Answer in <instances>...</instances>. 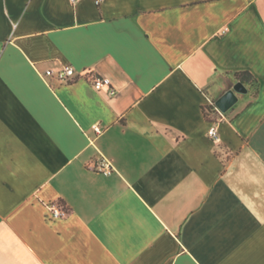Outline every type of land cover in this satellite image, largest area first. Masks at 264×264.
Returning a JSON list of instances; mask_svg holds the SVG:
<instances>
[{"label": "crops", "instance_id": "0c3cea01", "mask_svg": "<svg viewBox=\"0 0 264 264\" xmlns=\"http://www.w3.org/2000/svg\"><path fill=\"white\" fill-rule=\"evenodd\" d=\"M0 264H264V0H0Z\"/></svg>", "mask_w": 264, "mask_h": 264}, {"label": "built area", "instance_id": "2783aa9c", "mask_svg": "<svg viewBox=\"0 0 264 264\" xmlns=\"http://www.w3.org/2000/svg\"><path fill=\"white\" fill-rule=\"evenodd\" d=\"M79 1L80 0H72L73 4H77ZM104 1L105 0H94L95 4L98 6H100ZM44 75L49 78L55 77L62 82H71L83 79L89 82L91 86L99 92L106 91L110 96L116 95V88L114 87L112 80L107 76L99 74L91 67L78 70L72 64H66L56 70L49 68L45 70ZM204 111L211 121L208 135L214 142H218L220 140L218 125L226 118V114L216 105V101L212 98H208V101L204 105ZM93 129L96 136L103 132V127L99 123L95 124ZM91 167L95 171L106 175H110L115 171L111 162L106 158H101L95 161ZM47 208L54 218H64L69 214V210L60 203H48Z\"/></svg>", "mask_w": 264, "mask_h": 264}, {"label": "water", "instance_id": "95a60500", "mask_svg": "<svg viewBox=\"0 0 264 264\" xmlns=\"http://www.w3.org/2000/svg\"><path fill=\"white\" fill-rule=\"evenodd\" d=\"M247 88L242 82L236 83L216 100V105L223 111L230 110L238 101V94L246 92Z\"/></svg>", "mask_w": 264, "mask_h": 264}, {"label": "trees", "instance_id": "16d2710c", "mask_svg": "<svg viewBox=\"0 0 264 264\" xmlns=\"http://www.w3.org/2000/svg\"><path fill=\"white\" fill-rule=\"evenodd\" d=\"M236 77L240 82H247L248 80L253 79L252 74H250L248 71L236 72Z\"/></svg>", "mask_w": 264, "mask_h": 264}]
</instances>
